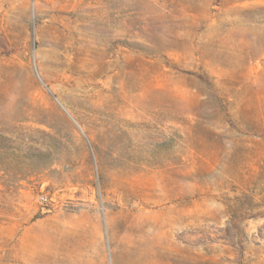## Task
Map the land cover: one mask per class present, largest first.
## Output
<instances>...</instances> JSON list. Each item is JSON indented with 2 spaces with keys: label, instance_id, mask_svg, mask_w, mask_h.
Instances as JSON below:
<instances>
[{
  "label": "rangeland",
  "instance_id": "rangeland-1",
  "mask_svg": "<svg viewBox=\"0 0 264 264\" xmlns=\"http://www.w3.org/2000/svg\"><path fill=\"white\" fill-rule=\"evenodd\" d=\"M264 264V0H0V264Z\"/></svg>",
  "mask_w": 264,
  "mask_h": 264
},
{
  "label": "bare ground",
  "instance_id": "bare-ground-1",
  "mask_svg": "<svg viewBox=\"0 0 264 264\" xmlns=\"http://www.w3.org/2000/svg\"><path fill=\"white\" fill-rule=\"evenodd\" d=\"M162 252V251H161ZM160 257L164 260L163 264H168L167 261L169 260V254L168 251H164L162 252V254L160 255Z\"/></svg>",
  "mask_w": 264,
  "mask_h": 264
}]
</instances>
